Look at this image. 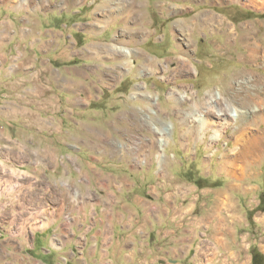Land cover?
<instances>
[{"label":"rangeland","instance_id":"374dc122","mask_svg":"<svg viewBox=\"0 0 264 264\" xmlns=\"http://www.w3.org/2000/svg\"><path fill=\"white\" fill-rule=\"evenodd\" d=\"M112 1L118 0H72L70 4L65 0H0V19L7 15L33 18L27 25L18 23L29 28L22 36L28 40L18 41L21 50L38 57L45 53L51 65L56 64L57 53L72 51L77 61L70 66L81 65L75 72L59 65L57 76L71 82L54 79V72L44 73L47 80L35 84L43 86L45 99L21 105L28 111L40 110L44 119L33 120L34 128L62 129L64 144L57 145L50 157L51 164H56L54 159L58 164L50 173L54 182L28 175L29 167L20 159L11 167L0 163V239L25 223L33 227L29 240L52 206L63 207L62 217L70 220L74 210L82 217L96 202H109L108 218L125 212L126 218L136 215L139 223L135 224L142 223L144 208L168 214L158 225L171 230L168 235L162 232L164 246L159 252L165 258L181 256L178 248L184 249L185 243L176 240L193 238V259L182 264H251L253 247L264 253V149L257 162L239 160L235 177L226 163L237 154L240 121L225 114L230 124L222 128L205 127L195 119L203 116L218 121L219 111L227 113L230 106L241 109L242 100H254L256 93L264 96V60L247 57L244 37L249 31L243 27L251 23L256 40L264 46V4L138 0L143 16L136 21L126 18L127 11L116 13L114 9L109 15L104 5L115 8ZM123 1V6L128 5V0ZM173 4L189 10L172 14L163 9ZM202 10H211L225 18L226 24H234L237 39L228 38L226 26L213 31L196 25L190 35L176 28V20L190 22ZM95 24L102 29H91ZM139 30L148 34L137 41L130 39V32ZM188 40L192 46L186 56L191 59L192 72L184 73L178 69V58L189 48ZM111 44L131 49L132 54L105 48ZM90 54L95 57L85 59ZM148 58L154 64L152 72L143 70ZM245 70L247 74H241ZM257 75L263 80L257 81ZM144 93L153 95L155 101ZM25 122L0 120V127H16L13 132L18 133ZM250 129L259 134L264 124ZM215 130L222 132L217 141L213 140ZM161 138L165 139L162 146ZM33 161L37 166L39 161ZM234 183L240 187L232 188ZM227 190L231 198L223 206L218 195ZM14 203L18 212L12 209ZM94 220L100 228L101 216L97 214ZM89 223L90 219L85 226ZM106 227L113 231L111 222ZM118 230L115 226V234ZM87 239L92 242V235ZM96 260L87 259L86 264H100Z\"/></svg>","mask_w":264,"mask_h":264},{"label":"crops","instance_id":"0c3cea01","mask_svg":"<svg viewBox=\"0 0 264 264\" xmlns=\"http://www.w3.org/2000/svg\"><path fill=\"white\" fill-rule=\"evenodd\" d=\"M71 1L65 0V4H70ZM121 1L123 0L112 1V5L117 4L115 8L103 4L104 10L107 11L109 8L107 11L109 15L114 9L116 13L127 11L128 16L126 18L130 16L136 21H141L143 15L140 10V2L128 0V5L123 6ZM163 9L167 11L166 8ZM107 17L101 19L108 21ZM19 22L27 25L29 22H33V18L31 16L27 19L23 16L7 15L0 19V120L12 123L24 119L27 123L25 122L23 127L17 129L18 133L13 132L16 127L11 130L3 126L0 127V163L6 168L11 167L14 162L17 163L16 159H20L29 167L28 175L40 176L43 180L51 179L50 182H54V177L50 178V173L55 171L58 164L55 159L54 163L56 164H51L50 157L52 153H56L57 145L64 144L63 138L60 137H64L63 130L50 127L34 128L33 120L36 118L44 119L39 116L40 110L37 112L28 111L26 107L21 105H26L29 100L37 102L45 99L46 95L43 91L45 89L43 86L39 87L35 84V82L44 81L43 78L47 80L44 73L54 72V79L60 80L64 77L57 76L62 68L59 65H67L64 69L74 72L76 68H81V65L70 66L77 61L74 60L76 55L72 51L70 53H57L55 56L56 64L51 65L44 58L45 53H41V57H38L36 54L21 50L18 41L28 40L29 37L23 38L22 36L27 33L29 28L19 26ZM91 29L97 31L102 29V26L95 24V27H91ZM139 31L130 32V39L133 40V35ZM18 34H21V37H17ZM140 37L138 36L133 41L139 40ZM116 40H120V38H116ZM117 46L119 45L111 44L105 48L116 53ZM94 57L90 54L85 59H93ZM67 59H69L68 62ZM36 70L40 74L35 77L32 72ZM66 81L71 82L68 79ZM73 83L75 86V80ZM13 105H16L15 110ZM55 132H59L58 137L54 136ZM70 132L67 131V134L75 139L73 133L70 134ZM34 159L39 161L36 162L38 163L37 166H34ZM65 198L67 200L69 197L65 196ZM108 204L109 202L106 204L96 202L82 216L83 219L78 216L80 213L74 210L73 218L70 220L62 217L63 207L52 206L50 209L47 208V219L41 221L40 229H37L29 240L27 239L28 232L21 226L17 227L14 233L9 232L7 237L0 239V264H86L87 259L92 258H97L100 264H182V261L184 262L188 258L190 261L193 259V255H191L195 249L193 238L189 241L184 239L175 241L177 244L179 242L185 243L184 249L178 248L181 249V256L179 257L177 254L176 259L165 258L159 252L164 246L162 245L163 241H161L162 232L164 231L165 235H168L171 230L169 231L168 228L162 230L158 225H161L163 216L168 218V214H161L159 209L156 211L155 208H144L141 210L142 215L140 216L142 223L135 224L137 222L136 215H133L132 218H126L125 212L118 213L117 218H108ZM16 206L17 203L14 205L15 209ZM229 209L232 210L231 207ZM93 210L94 214L92 215ZM125 211L129 213V209L126 208ZM97 214L102 219L100 228H96L97 223L94 220ZM89 219L91 223L85 226V222ZM109 222L113 226L112 232L110 228L106 227ZM115 226L119 229L117 234L114 231ZM31 228L33 229V227ZM91 235L92 242L87 239ZM220 239L222 238L220 237ZM204 247L206 246L201 245V248ZM154 249H157L158 252H155ZM170 249L175 251L174 246H170ZM166 253L169 254L170 251L167 250ZM37 255L42 258H36ZM250 262L252 263V259Z\"/></svg>","mask_w":264,"mask_h":264},{"label":"bare ground","instance_id":"6f19581e","mask_svg":"<svg viewBox=\"0 0 264 264\" xmlns=\"http://www.w3.org/2000/svg\"><path fill=\"white\" fill-rule=\"evenodd\" d=\"M244 0H226V2H243ZM248 1L249 4H257L258 2H261V5L264 4V0H245ZM189 10L188 7L178 4H173L167 7V11L169 13L175 14L179 11L181 12H187ZM176 28H178L182 33L185 35H190L191 29L194 28L196 25L200 26L202 28L209 27L213 31L220 30L222 27L226 26V34L230 40L237 39V33L235 30V25L230 23L226 24L225 18L217 15L211 10H202L200 12H197L195 16L190 20H186L184 18L178 19L175 22ZM244 29H247L249 32L244 37L245 45L248 47V54L247 57L251 60L253 59H263L264 60V46L256 40L255 36V29L251 23H245L243 25ZM137 33V32H136ZM133 35V40L137 38L138 36L144 37L148 34L146 30L139 31L137 35ZM140 37V38H141ZM189 41V40H188ZM192 46L191 41L188 42V47L184 50V54L181 58H178L179 61V70L183 71L184 73H191L192 68L190 66L191 59L187 57V53L190 51V47ZM183 51V50H182ZM117 52L122 53L125 56H130L132 54L131 49L124 48V47H117ZM130 61H127V64H130ZM261 64V63H260ZM263 65V63H262ZM154 64L151 62L150 58L146 59V61L143 64L144 71L152 72L153 71ZM245 71L241 72V74H247ZM259 76V75H257ZM237 77V76H236ZM241 78V77H240ZM263 77L259 76L257 77V81H262ZM140 87V86H138ZM264 91V90H263ZM150 101H155V97L151 94L144 93ZM255 99L249 100L244 99L242 100V107L241 109L234 108V107H228L227 113H221L219 111L218 116L220 117L218 121H210L207 118H204L203 116H199L195 120L197 122L203 123L205 127H210V125L219 126L222 128L227 127L230 122L227 119V117H224L225 114H228L232 119L239 120L240 125L238 126V129L240 130L239 136L236 138V145H237V154L230 159H228L229 162L226 163V166L228 167V172L230 174H233L235 177H238L239 174V167L238 161L239 160H247L249 162H257L260 158V152L264 149V129L259 134L255 133L253 130L251 131L250 126L252 125H260L264 124V96L262 95V92L254 94ZM253 97V96H252ZM186 98V97H185ZM227 119V120H226ZM213 127V126H212ZM251 132H250V131ZM222 138V132L221 130H215L213 135V140L217 141ZM163 138L160 140V145L162 146L164 143ZM161 160L163 159L164 155L160 154ZM243 166V165H242ZM243 169V168H242ZM243 171H241V174ZM238 179V178H237ZM241 179V178H240ZM239 188L240 184L234 183L232 185V188ZM218 197L222 198L224 200H229L231 198V195L229 194V191H223L218 195ZM222 205H226L225 201L222 203Z\"/></svg>","mask_w":264,"mask_h":264},{"label":"trees","instance_id":"16d2710c","mask_svg":"<svg viewBox=\"0 0 264 264\" xmlns=\"http://www.w3.org/2000/svg\"><path fill=\"white\" fill-rule=\"evenodd\" d=\"M252 253V263L251 264H264V253L258 248L253 247Z\"/></svg>","mask_w":264,"mask_h":264},{"label":"built area","instance_id":"2783aa9c","mask_svg":"<svg viewBox=\"0 0 264 264\" xmlns=\"http://www.w3.org/2000/svg\"><path fill=\"white\" fill-rule=\"evenodd\" d=\"M0 198H1V196H0ZM14 205H15V203H14ZM10 206H11V205H10ZM12 209H15L14 206H12ZM12 209H11V210H12ZM13 211H14V210H13ZM15 211L18 212L17 207H16ZM16 214H17V213H16ZM21 227H22V228H25L27 232H29V230H30V228H31L29 225H27V224H25V223H22Z\"/></svg>","mask_w":264,"mask_h":264}]
</instances>
